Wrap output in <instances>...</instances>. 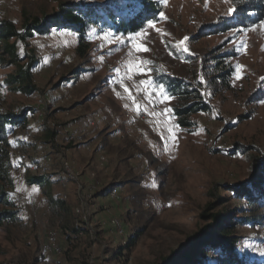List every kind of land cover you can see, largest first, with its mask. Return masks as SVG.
Listing matches in <instances>:
<instances>
[{
  "label": "rangeland",
  "instance_id": "374dc122",
  "mask_svg": "<svg viewBox=\"0 0 264 264\" xmlns=\"http://www.w3.org/2000/svg\"><path fill=\"white\" fill-rule=\"evenodd\" d=\"M60 1L0 0V18L22 29L23 10L50 13ZM157 1V20L139 32L93 26L84 57L71 31L35 36L30 49L38 59V89L31 95L10 91L5 79L13 67H0V113L26 108L29 125L16 135L36 140L12 150L11 179L4 185L13 205L0 203V211L16 215L0 224V264H156L208 224L201 214L214 201L220 204L215 212L233 210L227 222L239 224L240 255L248 264H264V207L255 213L263 214L260 222L241 225L254 212H246V200L233 191L235 184H251V154L264 155V24L240 25L233 0ZM217 54H224L218 68L231 72L228 88L209 79L217 73ZM174 78L194 83L209 107L192 116L189 128L173 115L180 101L165 93ZM55 97L60 103L54 109ZM58 107L73 114L60 130L65 122L78 126L64 142L85 145L89 154L79 165L37 139L45 123L58 129L55 119L63 117H50ZM43 159L61 165L64 175L51 176L54 186L27 181L49 175ZM83 171L91 177L88 187ZM49 193L66 206L51 204ZM96 198L101 201L94 203Z\"/></svg>",
  "mask_w": 264,
  "mask_h": 264
},
{
  "label": "trees",
  "instance_id": "16d2710c",
  "mask_svg": "<svg viewBox=\"0 0 264 264\" xmlns=\"http://www.w3.org/2000/svg\"><path fill=\"white\" fill-rule=\"evenodd\" d=\"M233 3L238 13L236 21L240 25L250 27L264 20V0H233ZM160 9L157 0H113L108 3L62 0L57 9L50 13L33 15L23 10L22 29L17 27L14 20L1 17L0 67H13V71L6 76L5 84L10 91L27 95L37 91L33 70L38 59L30 49V42L37 35L49 33L52 29L71 31L77 37V53L84 57L89 48L88 37L93 26H108L120 33H136L143 30L149 22L157 20ZM223 57L224 54L213 56L216 60L214 68L217 73L214 72L209 79L213 86L222 83V88H228V77L231 72L218 68V65L223 63L221 60ZM165 93L180 101L173 107V115L182 128L193 125L194 114L209 111L201 89L186 79H170L166 84ZM28 112L26 108H22L18 112L0 113V203L7 206L13 205L10 200L11 194L4 185V182L11 179L9 169L12 163V150L15 146L32 145L31 141L23 140L16 135L19 129L28 127ZM56 136V127H43L46 143H52ZM244 153L249 152L244 151ZM249 160L251 184L243 182L233 185L236 197L247 202L246 212H254L249 214L244 222L240 223L241 225L260 222L263 216V214L255 213L259 207H264V155L251 154ZM49 180L50 177L44 175H33L27 178L29 184L44 185ZM57 200L56 202L51 197V204L59 203L61 207L66 206L65 201ZM218 201L223 203V198H219ZM218 205L220 204L215 201L207 203L201 216L209 221L208 224L195 233L189 239V243L181 245L156 264H248L237 249L240 238L236 229L239 224L233 225L227 222L232 217V208L225 207L215 212ZM14 215H16L14 210H1L0 224L7 218H13ZM212 251L216 254L215 258L209 256Z\"/></svg>",
  "mask_w": 264,
  "mask_h": 264
},
{
  "label": "crops",
  "instance_id": "0c3cea01",
  "mask_svg": "<svg viewBox=\"0 0 264 264\" xmlns=\"http://www.w3.org/2000/svg\"><path fill=\"white\" fill-rule=\"evenodd\" d=\"M59 97V96H58ZM58 97H55V99H54V101L52 102L51 101V104L54 106V109L55 108H57V106H58V103H57V101H58ZM59 102V101H58ZM60 103V102H59ZM56 104H57V106H56ZM53 109V110H54ZM60 113L61 114V117H63V120L62 121H60V120H57V119H55V116H56V114L57 113ZM70 112H71V114H70ZM70 112H69V110H67V112L65 113V111L63 110V108H61V107H58V109H56V110H54V111H52V114L50 115V117H52L53 119H55L57 122H58V125H59V127H58V129H57V136L55 137V139H54V141L52 142V143H46V141H45V138L44 137H41V133L38 135L37 134V139H38V141H41V143L48 149V151L49 150H51V149H53L54 151H58V150H63V156L64 157H66L67 159H69L70 161H72L75 165H79V162H81V160H83L84 158H86L87 157V159L89 160V154L87 153V150L85 149L86 147H84L83 145H76V144H70V143H65L64 142V140H63V136L64 137H66L67 138V135H69V134H73L75 131H76V129L78 128V126H77V128L76 127H74L73 125H70V124H72V122H74V121H70V123L69 122H65L64 123V125H63V128L60 130V125H62L63 124V122L64 121H67L68 120V118H70L71 116H73V114H72V111L70 110ZM74 112V111H73ZM69 115V116H68ZM76 117H78V116H76ZM33 125H37V124H35L34 122H33ZM45 125L48 127V125L45 123ZM34 127H37V126H33V128ZM39 132V131H38ZM35 134V133H34ZM73 136V135H72ZM72 136H70V140H71V137ZM76 137H78V136H76ZM34 139V138H33ZM32 139V145L35 143V141L36 140H33ZM99 142L101 141L100 139H98V138H96ZM69 140V141H70ZM37 143V142H36ZM92 143L93 142H89L88 140H87V144H89L88 146H90V147H92L93 148V145H92ZM101 152H103V151H101ZM91 155V154H90ZM43 161L44 162H46L45 161V159H43ZM97 162V165L99 166V167H101V168H104L105 167V165L107 164L106 162H104V163H102L101 161H100V159H99V156H97V158H96V160H95V163ZM70 163V162H69ZM81 165V164H80ZM44 167L46 168V169H48V170H46V172L47 173H49V175L48 174H42L41 173V175H44V176H46V177H50V180L52 179L51 178V176L52 177H54V179H56L55 177H56V175H53L54 173L55 174H57V177H61V174L62 175H64V173H63V171H62V169H61V165L59 164V162L58 161H56V163L55 162H46V164H44ZM82 173V172H81ZM40 174V173H39ZM59 174V175H58ZM64 177V176H63ZM81 181L82 182H84V184H85V187H88L87 186V184H89L90 182H91V177L89 176V173L88 172H86V171H83V173L81 174ZM49 180V182L47 183V184H51V185H53L52 184V181H50ZM45 185V184H44ZM57 185H59V183H57ZM54 186V185H53ZM70 190H74V186H73V184L71 185V187H69V193L70 192H72V191H70ZM50 194V193H49ZM49 197H52V198H54L53 196H51V194L49 195ZM57 197V196H56ZM99 201H101V199L100 198H96L95 200H94V203H97V202H99Z\"/></svg>",
  "mask_w": 264,
  "mask_h": 264
},
{
  "label": "bare ground",
  "instance_id": "6f19581e",
  "mask_svg": "<svg viewBox=\"0 0 264 264\" xmlns=\"http://www.w3.org/2000/svg\"><path fill=\"white\" fill-rule=\"evenodd\" d=\"M140 118H142V119H144V118H146L147 117V115H146V113H145V111L144 110H142L141 112H140ZM71 139L73 140L74 139V135L71 137ZM71 177L73 178V179H75V176H74V174L73 173H71ZM111 195L112 196H114L115 195V192H112L111 193ZM75 227L78 229L79 228V225L78 224H75ZM55 237H52L51 236V238H50V240H51V242H54V247H51L53 250L55 249V251H57L58 252V248L55 246V239H54Z\"/></svg>",
  "mask_w": 264,
  "mask_h": 264
},
{
  "label": "snow or ice",
  "instance_id": "6c2138e0",
  "mask_svg": "<svg viewBox=\"0 0 264 264\" xmlns=\"http://www.w3.org/2000/svg\"><path fill=\"white\" fill-rule=\"evenodd\" d=\"M232 11H234V9H229V12H232ZM262 24H264V21H262L261 22ZM150 26H152V25H150ZM185 39H187V38H185ZM137 48H142V46L141 45H137ZM146 50V49H145ZM243 66L242 65H237V69H240V68H242ZM140 70H143V69H140ZM237 76L239 77V72H237ZM145 83H148L147 81L145 82Z\"/></svg>",
  "mask_w": 264,
  "mask_h": 264
},
{
  "label": "built area",
  "instance_id": "2783aa9c",
  "mask_svg": "<svg viewBox=\"0 0 264 264\" xmlns=\"http://www.w3.org/2000/svg\"><path fill=\"white\" fill-rule=\"evenodd\" d=\"M65 164H66V166H67V163L65 162ZM50 243H52V247H54V242H50Z\"/></svg>",
  "mask_w": 264,
  "mask_h": 264
}]
</instances>
